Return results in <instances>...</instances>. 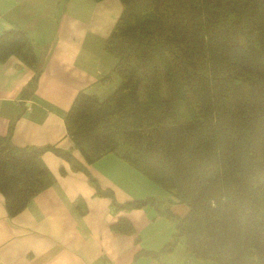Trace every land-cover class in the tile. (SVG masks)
I'll return each instance as SVG.
<instances>
[{
	"label": "trees",
	"instance_id": "16d2710c",
	"mask_svg": "<svg viewBox=\"0 0 264 264\" xmlns=\"http://www.w3.org/2000/svg\"><path fill=\"white\" fill-rule=\"evenodd\" d=\"M105 41L121 85L106 99L80 92L65 122L88 164L114 153L175 201L162 212L199 264H264V0H120ZM15 55L42 72L22 30L0 36V62ZM184 105L186 119H181ZM45 149L0 135V193L11 217L52 182ZM67 159V153L63 154ZM64 173V171H63ZM142 209L154 199L120 204ZM113 229L135 234L120 217Z\"/></svg>",
	"mask_w": 264,
	"mask_h": 264
},
{
	"label": "crops",
	"instance_id": "0c3cea01",
	"mask_svg": "<svg viewBox=\"0 0 264 264\" xmlns=\"http://www.w3.org/2000/svg\"><path fill=\"white\" fill-rule=\"evenodd\" d=\"M122 12L120 0H0V36L24 31L42 69L35 83V71L17 56L0 62V135L17 147L46 148L53 179L13 217L0 193V264H175L161 258L177 248L158 260L142 253H160L172 241L176 223L161 208L173 211V196L114 153L88 164L67 132L80 92L104 100L121 85L104 45ZM108 191L120 204L154 199L162 207L117 210L99 194ZM120 217L135 234L113 229Z\"/></svg>",
	"mask_w": 264,
	"mask_h": 264
},
{
	"label": "rangeland",
	"instance_id": "374dc122",
	"mask_svg": "<svg viewBox=\"0 0 264 264\" xmlns=\"http://www.w3.org/2000/svg\"><path fill=\"white\" fill-rule=\"evenodd\" d=\"M180 112H181V119L184 120L186 119V114H187V110L185 108L184 105H181L180 107ZM262 205L264 206V197L262 199ZM164 206L163 209H166V207L168 208V206L166 205H162ZM173 212L180 215V216H184L187 212H188V206L186 204H177L172 206ZM184 242L180 243V245L177 247L176 251H175V255H173V257H169V256H163L161 258V261L163 263H169V262H173L175 264H199V262L195 259V257L187 251ZM191 258V260L189 262H187V257Z\"/></svg>",
	"mask_w": 264,
	"mask_h": 264
}]
</instances>
